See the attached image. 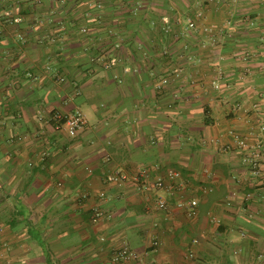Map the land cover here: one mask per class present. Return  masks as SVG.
I'll use <instances>...</instances> for the list:
<instances>
[{
    "label": "crops",
    "instance_id": "1",
    "mask_svg": "<svg viewBox=\"0 0 264 264\" xmlns=\"http://www.w3.org/2000/svg\"><path fill=\"white\" fill-rule=\"evenodd\" d=\"M2 10L20 21L0 19V264H121L123 245L137 264H264V0ZM225 19L221 34L200 32ZM253 103L260 115L236 109ZM76 110L87 125L74 138L47 122ZM231 131L260 145L257 167ZM117 168L126 180H110Z\"/></svg>",
    "mask_w": 264,
    "mask_h": 264
},
{
    "label": "built area",
    "instance_id": "2",
    "mask_svg": "<svg viewBox=\"0 0 264 264\" xmlns=\"http://www.w3.org/2000/svg\"><path fill=\"white\" fill-rule=\"evenodd\" d=\"M37 3H39V0H36ZM54 3H62L64 0H52ZM222 2V5H226L227 7L232 4H238L240 0H208V2ZM203 17L202 10H198L194 19H187L186 25L187 29L190 31L197 30L196 21L201 19ZM6 19L7 21H10L12 23H18L20 21L19 16H13L12 13L9 10H2L0 13V19ZM229 19H225L220 26L215 25H204L201 27L200 32L204 35L212 37L215 34H221V32L227 28L229 24ZM86 30L83 29L82 32H85ZM164 54L166 51L163 52ZM260 69L264 71V63L261 64ZM221 76V72L219 70L215 71V76L211 81V87L215 91L220 90L219 85V79ZM237 110H241L243 113H248V111L254 113L255 115H260L259 106L257 103L251 104L250 108H247L245 106L238 105ZM263 116V115H262ZM47 122L49 125L54 129L55 131H63L65 132L69 137L74 138L80 131H82L86 125H87V119L85 115L79 111L76 110L72 113H62V112H54L52 113L48 119ZM259 130L264 131V120L259 125ZM232 137L236 141V145L245 152V161L251 164L253 167H257L260 162L263 161L262 156V148L260 145L257 144H250L246 139L239 137V135L235 134L234 132H230ZM110 180L114 182L122 181L127 179V174L120 168L114 169L111 173ZM147 170H142L137 176H134L132 180L136 184L137 188L140 189V181L147 178ZM168 178L170 180L179 178L178 173L170 171L168 173ZM156 187H162L163 182L161 179L157 180L155 183ZM103 196V194H101ZM183 202L179 201L177 202L176 206L178 208L183 207ZM188 205L193 208L196 206V201L192 200L188 202ZM156 207L157 209L163 210L167 208L166 202L164 199H158L156 201ZM102 216L101 213H97L96 217ZM3 229L0 227V258L4 257L6 253L9 251V245L5 240L2 239ZM157 243L154 242V245ZM139 261V255L128 248L126 245H123L117 249H115L113 253V262L115 263H121V264H137Z\"/></svg>",
    "mask_w": 264,
    "mask_h": 264
}]
</instances>
